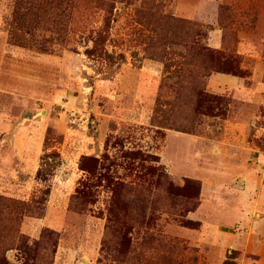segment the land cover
Listing matches in <instances>:
<instances>
[{
    "label": "rangeland",
    "instance_id": "374dc122",
    "mask_svg": "<svg viewBox=\"0 0 264 264\" xmlns=\"http://www.w3.org/2000/svg\"><path fill=\"white\" fill-rule=\"evenodd\" d=\"M251 168L264 0H0V264H264Z\"/></svg>",
    "mask_w": 264,
    "mask_h": 264
},
{
    "label": "crops",
    "instance_id": "0c3cea01",
    "mask_svg": "<svg viewBox=\"0 0 264 264\" xmlns=\"http://www.w3.org/2000/svg\"><path fill=\"white\" fill-rule=\"evenodd\" d=\"M221 77H223V76H220L219 79H222ZM226 78L227 77H225L224 79H226ZM228 80H230V79L227 78V80H224V81H228ZM234 83H237V82H234ZM256 173L257 172L254 169H252V168H251L250 171H248L247 175L249 176V181L246 184L247 185V187H246L247 188L246 195L248 197L252 196V184H256L257 186L258 185L260 186V192L258 193V196H257L255 201H256L257 204H258V202L262 203V208L258 209L259 211H261V210H264V179H262V180L259 179V181H256L257 180V174ZM261 222L263 223V228H264V217L261 219ZM227 224L229 225L228 221H227ZM237 249L238 248L235 247L234 250H231L230 252H228V254H230L232 251H238Z\"/></svg>",
    "mask_w": 264,
    "mask_h": 264
},
{
    "label": "trees",
    "instance_id": "16d2710c",
    "mask_svg": "<svg viewBox=\"0 0 264 264\" xmlns=\"http://www.w3.org/2000/svg\"><path fill=\"white\" fill-rule=\"evenodd\" d=\"M109 25H110V23L108 22V20L106 21V24H105V26H104V30H105V32L109 29ZM105 38H106V36H104V35H99L96 39H95V42H94V44L96 45V46H101L103 43H104V41H105ZM195 53L196 54H198V55H205V50H203V49H201V48H196L195 49ZM215 72H217V73H220V72H218V70H215ZM221 73H225V72H221ZM228 74H231V73H228ZM233 76H239V74L236 72L235 74H232ZM196 98V96L193 94V93H191L190 92V96H189V98ZM239 257V252L238 251H232L230 254H228L227 255V258H226V260L222 263V264H237L236 263V259Z\"/></svg>",
    "mask_w": 264,
    "mask_h": 264
}]
</instances>
